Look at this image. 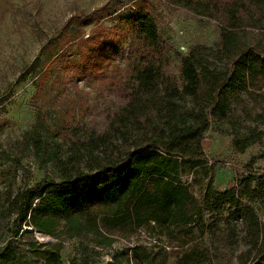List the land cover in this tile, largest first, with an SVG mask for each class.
Returning a JSON list of instances; mask_svg holds the SVG:
<instances>
[{
  "label": "trees",
  "instance_id": "1",
  "mask_svg": "<svg viewBox=\"0 0 264 264\" xmlns=\"http://www.w3.org/2000/svg\"><path fill=\"white\" fill-rule=\"evenodd\" d=\"M165 1L217 22L219 44L191 47L178 55L177 73L169 72L171 47L150 0L136 1L134 15L119 17L126 52L117 33L75 37L71 42L86 61L88 45L102 40V69L94 73L108 90L109 82L116 84L119 103L103 112L102 131L64 123L56 132L37 109L24 142L54 165L60 180L0 198V215L12 218L14 238L24 226L98 247L145 236L158 251L128 248L120 252L126 264H264V219L255 207L264 212V194L245 181L216 190V167L202 148L213 127L247 131L233 141L239 153L264 137V0ZM102 12V19L118 13ZM59 36L36 94L45 91L68 43ZM84 68L90 77L92 68ZM45 245L37 257L59 264V246ZM16 259L9 239L0 247V264Z\"/></svg>",
  "mask_w": 264,
  "mask_h": 264
},
{
  "label": "rangeland",
  "instance_id": "2",
  "mask_svg": "<svg viewBox=\"0 0 264 264\" xmlns=\"http://www.w3.org/2000/svg\"><path fill=\"white\" fill-rule=\"evenodd\" d=\"M136 1L0 0V198L10 190L17 192L44 180H60L54 165L24 142L25 133L31 132L36 125L37 109L48 115L49 129L58 126L56 132L64 123H79L102 131L103 112L109 107L116 108L119 103L116 84L109 82L108 90L102 86V74L94 73L95 69H102V40L88 45L90 58L87 61L80 56L77 44L71 41L92 34L102 37L104 31L106 34L117 33L119 37L115 41L122 45L121 51L126 52L128 44L120 36L117 26H121V18L135 14ZM150 1L156 5L163 39L171 47L173 62L169 72L177 73L178 55L187 54L191 47L219 44L217 22L196 16L165 0L162 3ZM103 7L117 11L118 17L102 19L107 13L103 14ZM61 33L68 43L59 50L61 56L51 66L53 74L45 91L36 94L38 75L59 43ZM84 65L92 68L90 77ZM247 136L245 130L222 133L216 127L204 135L202 148L216 167V190L224 191L245 181L244 184L258 188L264 194V137L242 153L235 151L233 146L235 139L242 140ZM255 207L264 219L263 208L257 204ZM12 221L8 215H0V247L13 239L17 251L16 261L8 264H46L37 255L43 253L48 243L59 246V264H126L120 252L128 248L139 245L146 252L158 251L156 242L145 236L120 240L110 247H98L77 237L54 239L24 226L19 237L14 238ZM174 263L170 260L169 264Z\"/></svg>",
  "mask_w": 264,
  "mask_h": 264
}]
</instances>
